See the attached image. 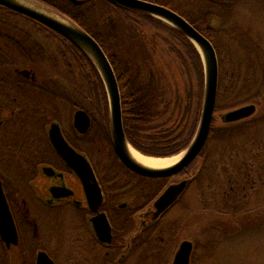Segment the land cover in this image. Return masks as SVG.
I'll return each mask as SVG.
<instances>
[{
	"label": "flooded vegetation",
	"instance_id": "1",
	"mask_svg": "<svg viewBox=\"0 0 264 264\" xmlns=\"http://www.w3.org/2000/svg\"><path fill=\"white\" fill-rule=\"evenodd\" d=\"M46 31L53 32L47 28ZM5 37L0 30V50L8 48L20 54ZM40 60L49 62L47 58ZM58 64L55 57L53 66ZM67 65L72 68L71 64ZM71 74L67 72L65 80L71 81ZM60 93L57 82L51 87L38 85L36 74L29 70L0 72V185L17 231L16 243L0 237V264H58L56 241L58 234L59 237L63 234L64 225L60 222L63 217L69 219L65 224L64 264H174L185 242L192 246L189 264H196L195 253L201 246L215 244V240L209 243L211 239L203 240L201 235L200 242H196L185 237L184 224L175 226L168 215L190 194L189 189L193 182L199 181L203 167L194 173L187 169L168 178L162 188L154 187L159 179L136 174L124 166L112 149L111 136L104 135L103 124L95 121L86 108L78 106L67 125L62 122V116L59 120H49L43 102L51 105L61 100ZM81 110L91 120L85 134L74 126L75 113ZM53 124L59 125L63 139L90 163L103 197L97 209L89 201L88 186L66 165L50 142ZM105 148L109 149V160L103 164L98 161L102 160L100 156H105ZM14 160L20 161L18 167L11 162ZM177 177H181L179 182L188 180L186 190L159 217L153 218L155 201L169 185L179 183H169ZM247 215L241 219H248ZM102 216L110 226L109 235H105L108 224ZM97 228L101 232L95 231Z\"/></svg>",
	"mask_w": 264,
	"mask_h": 264
},
{
	"label": "rangeland",
	"instance_id": "2",
	"mask_svg": "<svg viewBox=\"0 0 264 264\" xmlns=\"http://www.w3.org/2000/svg\"><path fill=\"white\" fill-rule=\"evenodd\" d=\"M232 11L225 24L219 19L210 21L219 30L215 41L219 61L215 102L217 110L214 116L216 133L207 143L206 157L198 158L188 170L194 173L200 166L203 167L199 181L192 183L190 194L168 215L175 226L184 224L185 237L196 242H200L201 235L203 240L210 238L209 243L215 240V244L201 246L195 253L196 264H264V220H261L264 218V0H235ZM2 15L0 12V19ZM118 16L125 17L123 14ZM139 23V34L151 45L153 62L150 66L163 94L161 109L169 106L168 114L158 118L154 124L165 121L173 123L174 104L185 95L188 74H185L176 54L163 41V38H168L167 32L140 19ZM19 27L31 29L33 37L47 50L49 62L31 61L5 48L0 50V72L5 74L14 73L15 69L29 70L36 74L38 85L47 84L51 87L57 82L61 100L51 105L43 102L44 112L50 114L49 120H59L62 116V122L67 125L78 106L94 115L92 98L86 97L84 91V94L78 91L86 85L79 76L80 68L70 59V52L65 51L67 43L31 24L26 26L21 23ZM176 43L181 49V45ZM63 53L69 58L72 68L65 62ZM55 57L60 62L57 67L53 66ZM69 71L73 73L71 81L64 78ZM191 83L195 92V108L191 118L193 124L201 106L199 75L192 72ZM250 104L257 108L251 118L237 124L222 122L224 114ZM95 119L99 120L97 115ZM227 131L230 134L228 132L225 135ZM92 136L93 133L89 134L90 138ZM108 156L109 149H106L105 156H100L102 160L98 162L104 164L109 160ZM11 162L16 167L20 163L19 160ZM181 177L173 178L169 183L179 182ZM153 185L161 186L156 183ZM246 213L248 219H241ZM68 220V217H63L60 221L64 229L56 241L58 264H64L67 246L64 243L67 238L65 224Z\"/></svg>",
	"mask_w": 264,
	"mask_h": 264
},
{
	"label": "trees",
	"instance_id": "3",
	"mask_svg": "<svg viewBox=\"0 0 264 264\" xmlns=\"http://www.w3.org/2000/svg\"><path fill=\"white\" fill-rule=\"evenodd\" d=\"M37 1L68 17L78 27L80 26L88 32L108 56L120 88L126 138L133 148L136 147L145 155L171 157L181 153L189 146L196 134L201 115L205 73L200 53L185 35L157 18L137 12H128L119 6H113L106 0H82L83 4L81 5H76L71 0ZM144 1L162 5L180 13L200 33L205 35L215 48L219 30L215 29L210 21L219 19L225 24L233 12L235 2V0H186L185 3H181L182 0ZM0 12L3 13L0 27H5L0 30L7 35L3 39L9 44L15 45L18 52L28 60L46 59L47 50L33 37L31 29L19 26L23 23L26 26L30 24L37 26L40 30H46V28L31 18L2 6H0ZM119 14H123L125 17H120ZM139 19L167 32L168 38H163V41L167 44L168 49L176 54L183 65L185 74H188L189 77L188 83L184 86V97H179L174 104L176 110L171 117L173 123L165 121L162 124H154L158 118L168 114L169 106L161 109L163 94L158 85L157 76L150 66L153 62L152 49L148 40L139 34L137 28V25H140ZM13 34L17 36L12 37ZM51 34L67 43L66 49L71 54L70 59L78 65L81 70L79 76L85 81L86 86L80 87V90L92 98L94 117L98 116L104 127V135L110 138L109 103L97 69L75 45L54 32ZM176 41L181 45V49ZM62 57L68 64L70 63L64 53ZM192 72L199 75L201 81L200 112L196 113L197 120H194L193 124H191V118L195 108V92L191 83ZM228 132L225 135H228ZM215 133L213 121L207 143L211 141ZM207 143L200 157H206ZM166 181L167 179H159L157 184L162 188L166 185Z\"/></svg>",
	"mask_w": 264,
	"mask_h": 264
},
{
	"label": "water",
	"instance_id": "4",
	"mask_svg": "<svg viewBox=\"0 0 264 264\" xmlns=\"http://www.w3.org/2000/svg\"><path fill=\"white\" fill-rule=\"evenodd\" d=\"M31 4H36L40 8L46 10L40 11L32 6L26 5L19 0H0V6L9 9L13 12L22 14L31 18L49 30L54 31L63 38L67 39L70 43L75 45L97 69L100 77L102 78L104 88L107 93L110 113V132L113 144V149L120 159V161L132 172L136 174L153 178H171L184 170H186L190 164H192L200 155L204 149L209 133L211 132L214 113L217 102V92L219 82V62L216 49L213 43L202 33H200L189 21L183 16L162 5L147 2L144 0H106L112 4L125 10L137 12L138 14H145L157 18L171 27L175 28L181 34L185 35L191 43L195 45L200 53L205 73L204 82V96L201 109V116L196 134L189 144V146L181 154L177 164L170 165L167 168L154 169L143 166L138 163L130 154V148L133 146L126 138L124 125H123V113L120 88L118 80L113 69V66L107 58L108 56L101 48L99 43L92 38V36L83 30L80 26L68 19V17L62 15L58 11L44 5L37 0H23ZM76 5L83 4L82 0H71ZM53 14L54 16L50 15ZM257 110L253 104L246 105L235 110H232L222 116V121L226 124L237 123L239 121H246L251 118ZM74 126L80 133H87V129L90 128L91 120L85 111H77L74 116ZM50 138L56 151L63 158L66 165L73 170L80 181L88 186V194L93 205V209H97L102 203V193L99 184L96 180V176L93 169L84 156L74 151V149L63 139L59 125L53 124L50 128ZM136 149V148H134ZM148 156V155H146ZM145 156V157H146ZM151 157V156H148ZM157 158V157H153ZM1 184V183H0ZM188 186V180L182 182L173 183L169 185L161 196L155 201L154 207L156 212L153 218L159 217L169 206H171L182 195ZM0 185V237L3 240H7L11 243L17 242V231L14 225V220L10 215V209L7 205V200ZM104 218L105 217H101ZM107 224L106 219L104 220ZM109 226V224H108ZM105 225V235H109L110 226L108 228ZM98 233L101 230L98 228L95 230ZM192 252V246L189 242L183 243L180 251L178 252L174 264H189ZM53 264V263H52Z\"/></svg>",
	"mask_w": 264,
	"mask_h": 264
},
{
	"label": "bare ground",
	"instance_id": "5",
	"mask_svg": "<svg viewBox=\"0 0 264 264\" xmlns=\"http://www.w3.org/2000/svg\"><path fill=\"white\" fill-rule=\"evenodd\" d=\"M22 1V3L32 6L33 8L40 10V11H44L46 12V10H44L43 8H40L39 6H37L36 4H31L27 1H23V0H19ZM47 13V12H46ZM50 15L54 16L53 14L49 13ZM56 17V16H54ZM130 148V154L131 156L140 164H142L143 166L149 167V168H154V169H162V168H167L170 165L173 164H177V162L179 161V159L182 157L183 154L180 155H176V156H172V157H168V158H153V157H148L143 154H141L140 152H138L136 149L134 148Z\"/></svg>",
	"mask_w": 264,
	"mask_h": 264
}]
</instances>
